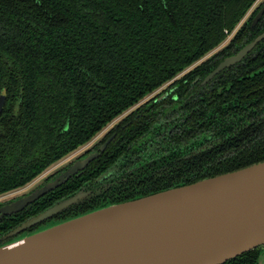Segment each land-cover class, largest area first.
<instances>
[{
  "label": "trees",
  "instance_id": "obj_1",
  "mask_svg": "<svg viewBox=\"0 0 264 264\" xmlns=\"http://www.w3.org/2000/svg\"><path fill=\"white\" fill-rule=\"evenodd\" d=\"M258 1L0 0V196L25 188L120 120L93 150L115 137L80 175L4 216L0 231L77 190L135 141L141 143L153 124L174 110L171 95L159 102L150 97L178 84L182 100L189 89L183 81L194 73L204 77L247 42L253 29H263L264 18L252 30L251 16L240 24ZM227 39L229 44L217 51ZM185 102L181 110L189 114L187 124L202 118L208 126L217 119L226 124L248 108L264 110V40ZM247 148L203 178L264 160V142ZM170 186L162 181L145 192L103 202Z\"/></svg>",
  "mask_w": 264,
  "mask_h": 264
},
{
  "label": "water",
  "instance_id": "obj_2",
  "mask_svg": "<svg viewBox=\"0 0 264 264\" xmlns=\"http://www.w3.org/2000/svg\"><path fill=\"white\" fill-rule=\"evenodd\" d=\"M261 4L251 26L258 22L264 13V0L242 24ZM263 38L264 31L236 53L225 56L202 83L239 62ZM168 94L159 91L150 98L159 102ZM1 105L2 97L0 109ZM115 124L28 187L0 199V218L21 211L72 175H80L115 137L111 134L93 150ZM112 169L114 166L98 179ZM85 188L60 198L2 235L0 264H221L264 245V160L53 218L82 201L89 193Z\"/></svg>",
  "mask_w": 264,
  "mask_h": 264
},
{
  "label": "flooded vegetation",
  "instance_id": "obj_3",
  "mask_svg": "<svg viewBox=\"0 0 264 264\" xmlns=\"http://www.w3.org/2000/svg\"><path fill=\"white\" fill-rule=\"evenodd\" d=\"M258 9L250 15L249 27L251 30L257 24L251 26L252 18ZM263 18L264 13L259 20ZM253 31L252 37L247 42H242L238 50L260 32L264 31V28L260 30L259 28L258 30L253 29ZM231 54L233 53L225 56ZM185 74H187L186 71ZM204 77L201 78L200 74L194 73L190 81L188 79L183 81V83L189 84V89L186 90L187 95L182 100H180L177 92L179 85L175 84L169 87L167 90L169 91L168 95H171L170 98L174 102L172 105L174 110L169 114L170 116L167 119L161 116L149 130L151 134H144L141 143L140 141H135L131 144L128 151L103 171L105 172L114 166V169L106 177L101 180L98 179L103 173L101 172L96 177L83 182L78 189L86 186L87 188L85 189L89 193L83 197L82 201L66 208L62 213L53 216V218L63 214L76 213L86 206L101 203L108 198L114 199L133 192H145L161 186L162 181L176 185L193 179L198 180L203 178L204 173H210L214 166L225 164L226 159L236 153L237 150L238 152L243 149L247 150L248 144L253 145L254 143L264 142V135L260 136L264 134V110L262 109L258 110L257 113L252 108H248L241 115H233V118L227 121L226 124L217 119L216 122L208 126L207 123L203 124V118L195 124L186 123L189 114L182 111L181 107L186 103L185 101L190 100L199 92V88L203 84L208 82L202 83ZM126 190L128 192H125ZM37 225L39 224L34 226ZM16 226L9 228V230L14 229ZM9 230L0 231V237ZM262 256H264V245L245 251L221 264H260Z\"/></svg>",
  "mask_w": 264,
  "mask_h": 264
},
{
  "label": "rangeland",
  "instance_id": "obj_4",
  "mask_svg": "<svg viewBox=\"0 0 264 264\" xmlns=\"http://www.w3.org/2000/svg\"><path fill=\"white\" fill-rule=\"evenodd\" d=\"M260 1V0H259ZM258 1V2H259ZM257 2V3H258ZM252 8H254V6L252 7ZM252 8L250 9V10H252ZM250 10L248 11V13L250 12ZM247 13V14H248ZM228 41V39L226 40V42ZM225 44V43H224ZM223 44V45H224ZM222 46V45H221ZM162 91V90H161ZM89 145V144H88ZM87 145V146H88ZM76 154V153H75ZM74 154H70L69 156H67V157H65L64 159H62L60 162H58V163H56L54 166L56 167V166H58L59 164H61L62 162H65L66 160H68L69 158H71L72 156H73ZM49 171H50V169H48ZM48 170L46 171V172H44L40 177H42L43 175H45L47 172H48ZM40 177H38L37 179H35L33 182H31L29 185H31L32 183H34L35 181H37L38 179H40ZM28 185V186H29ZM28 186H26V187H28ZM25 187V188H26ZM24 189V188H23ZM23 189H20V190H23ZM20 190H17V191H14V192H11V193H8V194H5V195H2V196H0V199H3V198H6V197H8V196H10V195H12V194H15V193H17L18 191H20ZM264 257V256H263ZM264 258H263V260H262V262H260V264H264Z\"/></svg>",
  "mask_w": 264,
  "mask_h": 264
}]
</instances>
